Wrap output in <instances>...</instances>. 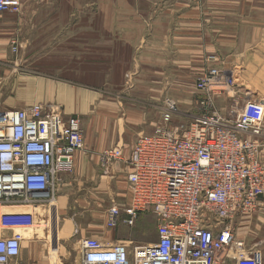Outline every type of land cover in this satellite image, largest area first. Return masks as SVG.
Segmentation results:
<instances>
[{
    "label": "built area",
    "instance_id": "built-area-1",
    "mask_svg": "<svg viewBox=\"0 0 264 264\" xmlns=\"http://www.w3.org/2000/svg\"><path fill=\"white\" fill-rule=\"evenodd\" d=\"M30 1L36 0H0V18L20 14ZM18 47L11 40L14 53ZM234 82L224 71L207 69L194 85L202 96L199 115L174 124L178 110L167 99L159 126L136 138L127 159L129 203L109 207L105 227H133L140 215L151 214L156 241L107 245L86 237L79 241L80 264H217L230 253H243L235 222L253 215L264 197L258 142L264 100L233 102L228 115H222L214 99ZM83 148L80 120L64 118L57 106L0 109V264H18L23 234L35 226L34 210L54 200ZM122 160L120 148L105 149L99 155L102 174ZM248 255V261L242 254L241 260L233 259L262 264L255 247Z\"/></svg>",
    "mask_w": 264,
    "mask_h": 264
},
{
    "label": "crops",
    "instance_id": "crops-1",
    "mask_svg": "<svg viewBox=\"0 0 264 264\" xmlns=\"http://www.w3.org/2000/svg\"><path fill=\"white\" fill-rule=\"evenodd\" d=\"M146 6L137 0L129 8L128 24L133 32L121 40L133 48V55L150 57L145 62L153 67V72L157 71V76L146 82L147 87H177L180 73L201 76L207 69L216 68L237 81L229 95L218 99L222 115H228L233 102L241 105L248 97L264 98V0H150ZM146 25H150L149 30ZM29 83L28 88L34 89L30 94L33 103L57 106L64 118L78 117L84 141L83 150L74 156L72 173L63 175L54 200L44 209L40 207L42 219L48 218L47 240L53 259L58 252V233L65 241L70 237H94L107 245L156 241V222L151 214L140 215L133 227L120 223L113 230L105 227L106 214L100 223L95 216L96 207L103 201H109L111 206L129 203L127 159L136 138L152 134L160 124L163 106L159 91L150 89L140 97L129 92L127 105H120L115 111V104L81 85L43 80ZM22 108L25 107L10 109ZM189 109L178 111L173 123L179 124L182 118L192 121L195 116ZM258 142L264 164V121ZM114 147L122 150L123 160L114 163L104 175L99 155ZM260 207L263 208L258 212L263 214L264 197ZM43 228L44 222H35V235L41 237ZM25 234V239L32 237L31 232ZM259 247L256 250L264 258V245ZM217 264L236 262L223 256Z\"/></svg>",
    "mask_w": 264,
    "mask_h": 264
},
{
    "label": "rangeland",
    "instance_id": "rangeland-1",
    "mask_svg": "<svg viewBox=\"0 0 264 264\" xmlns=\"http://www.w3.org/2000/svg\"><path fill=\"white\" fill-rule=\"evenodd\" d=\"M136 1L36 0L26 2L18 15L1 17L0 109L37 104L32 102L30 95L34 89L28 85L42 80L65 81L98 92L104 101L115 104V107L111 106L115 111L120 105L122 108L127 105L129 92L139 97L147 95L151 88L146 82L156 77L157 71L153 72V67L145 62L150 57L133 55V48L121 40L133 32L128 24L131 17L129 8ZM139 1L146 6L150 0ZM146 28L149 30L150 25ZM11 40L19 45L16 53L10 48ZM178 75L180 82L177 87H154L151 90L159 91L163 108L168 99L176 104L178 111L191 107L190 112L197 116L201 113L202 96L195 91L194 85L200 76ZM234 81L236 85V79ZM232 90L216 96L213 106L219 110L218 99L224 94L229 95ZM186 100L190 103L185 104ZM139 101L143 102V99ZM190 121V118H182L179 123ZM111 204L103 201L96 207L97 223L103 221ZM260 208L263 207H259L249 219L235 223L236 238L243 242L244 248L243 253H230L232 258L240 259L242 254V260L248 261V249L264 245V212L260 214ZM34 213L36 222H44L42 236L35 235L34 229L28 231L32 235L30 239H25L26 234H23L25 241L19 264H80V239H61L57 219L58 252L53 259L47 240L48 218L44 216L46 219H42L40 208H36ZM149 229L151 233L153 227Z\"/></svg>",
    "mask_w": 264,
    "mask_h": 264
}]
</instances>
